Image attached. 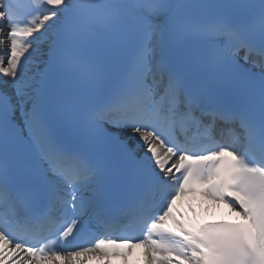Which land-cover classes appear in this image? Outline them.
<instances>
[{
  "label": "snow or ice",
  "instance_id": "obj_1",
  "mask_svg": "<svg viewBox=\"0 0 264 264\" xmlns=\"http://www.w3.org/2000/svg\"><path fill=\"white\" fill-rule=\"evenodd\" d=\"M138 249L264 264V0H0V264Z\"/></svg>",
  "mask_w": 264,
  "mask_h": 264
},
{
  "label": "bare ground",
  "instance_id": "obj_2",
  "mask_svg": "<svg viewBox=\"0 0 264 264\" xmlns=\"http://www.w3.org/2000/svg\"><path fill=\"white\" fill-rule=\"evenodd\" d=\"M41 49L43 51H46L47 49V44H42L41 45ZM41 67V65H40ZM198 211H200V209L198 208L197 209ZM234 215H229L228 214V210L225 206L221 205L218 209H215V210H212L210 211L209 213L207 214H203V218L205 220H210V219H217V218H226V217H233ZM134 260V264H142V257L140 256H135L133 258ZM88 264H96V261L94 260H91V261H88ZM113 264H118V261H113Z\"/></svg>",
  "mask_w": 264,
  "mask_h": 264
}]
</instances>
